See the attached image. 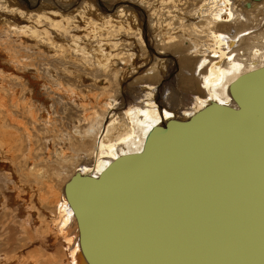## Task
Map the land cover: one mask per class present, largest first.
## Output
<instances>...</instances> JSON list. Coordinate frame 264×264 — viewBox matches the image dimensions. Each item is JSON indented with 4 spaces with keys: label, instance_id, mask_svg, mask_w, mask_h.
Listing matches in <instances>:
<instances>
[{
    "label": "water",
    "instance_id": "obj_1",
    "mask_svg": "<svg viewBox=\"0 0 264 264\" xmlns=\"http://www.w3.org/2000/svg\"><path fill=\"white\" fill-rule=\"evenodd\" d=\"M231 89L66 183L89 264H264V67Z\"/></svg>",
    "mask_w": 264,
    "mask_h": 264
},
{
    "label": "rangeland",
    "instance_id": "obj_2",
    "mask_svg": "<svg viewBox=\"0 0 264 264\" xmlns=\"http://www.w3.org/2000/svg\"><path fill=\"white\" fill-rule=\"evenodd\" d=\"M164 1L165 0L163 1L162 0H0V49H1L0 50V135H1L0 136V200L2 199L0 201V245H1L0 254L2 256V257L0 256L1 263H6L8 261L11 262L12 264V262L15 260L13 264L15 263L32 264L33 262H35V260L38 257H41V255L43 254L46 255L47 250L53 255H56L54 256V258L56 259H54L50 254V256L52 257L51 259L52 261L50 260L49 262H47L48 264H58L59 261H62L63 258L62 249L64 245L62 239L64 237V234H66V232H67V234L65 235L66 237L69 236L71 238L74 237L76 234L75 228L74 226L71 227L69 226L67 228V231L65 233H61V235L59 232L56 234V230L55 231L52 230L51 227L53 226V223L57 220L56 217L58 215L56 214L57 210L54 208L55 202L41 201L40 196L42 194V191L44 190L43 187L45 186V184L41 182L42 184L37 185L32 180H28L31 178H29L27 171L32 160L34 164L38 162L40 165V161L36 159L38 158L37 154L49 150V146H48L49 144L51 146L50 151L52 155L48 154L44 157L43 154H41L40 157H44V159L48 160L49 157L52 156L51 159H54V156L57 153L58 154L60 153L61 147L63 145V141H65L64 139L67 138L68 134L72 133L71 126H69V122L71 118L76 120L80 126L86 125L84 122L85 117L83 116H86L88 114V111L89 113H91L90 112L91 107H94L93 109L98 108L99 104L97 102V99L99 100L100 98L103 100V95L101 94L102 96L100 97L99 93L97 92V89L99 92L101 91L100 87L104 83V81L107 80V84L105 85L108 86L105 87L106 89L108 87L110 88V89L108 88V92H110V95L114 93V95L116 96L115 98L119 96L120 92L123 91L125 92V89L138 90L140 89L141 85H144L145 83H149V82H150L149 84L154 86L162 78L161 76H163L160 73H157L158 69H161V66L158 64L155 65L154 57H156L157 55L153 56L155 52H160V51L165 53L164 55L165 57L163 55L161 56V58L164 60L163 68L165 69L164 70L162 68L163 71L162 73H166L168 71L170 72V69L172 70L173 68L176 70V65L174 64V62L172 63L170 62L171 60L170 58L172 57H174L176 61L179 60L180 62L183 60V57L184 58L188 57L189 66L187 68H189L188 70H192L193 68L192 65L196 63V59H195L196 56L194 58L193 56L192 57L187 56L186 52H188L187 50L189 49V46H191V44H189L190 41L193 42L197 41L199 43L200 38L203 37H200L199 34H198L199 37L193 36L191 34L192 30L190 29L189 23L192 19L189 18L194 16V9H195L194 7H197L201 3V0H188V1L166 0L165 2ZM242 8H246V7L244 6ZM256 9L257 8L255 7L254 11L247 13L248 16L250 15L249 17H251V19L253 18L254 15L256 16L260 15ZM169 19L171 20L170 23L168 22ZM181 19H183L182 26L178 29H175V26L176 27L178 25L180 26L179 22ZM109 20L110 22H108ZM263 21L262 22L257 21L261 30H264V27H262L264 25ZM239 24L244 25V26H240V28L241 27L245 28L247 26H250V23L248 21L246 23H239ZM161 25L163 27L164 25L170 26L172 28L171 32L169 34H165L164 36L163 34L165 32L161 30L163 28V27L161 28ZM168 26H165L164 28ZM179 29L182 30V33H184L185 35L183 36L180 35L181 31ZM224 29L226 30L228 28L222 29L220 27V30H224ZM258 29L259 28H257L255 34L259 32L260 29L259 30ZM194 37L197 39H195ZM258 37L260 36H257L255 38L258 39ZM39 40L49 43V45L47 44L48 46L46 49L43 45L39 44L40 43ZM250 40L248 41L250 42ZM249 42L247 41L244 42L245 44L243 43V46L247 48ZM54 45H62L65 51L56 52L57 58L53 59L51 57V54H53L54 52L53 51ZM72 45L79 46L81 50H77V49L74 50V48H72L73 47ZM31 46L35 48H32ZM99 48L104 49L105 52H107L108 50L107 54L110 53L111 56L109 60V66H107L103 71L96 73V75L98 76L96 80L93 77V75H91L90 73L93 74V70H95L94 66H95L96 58L94 57V53L96 52L94 51V49H99ZM19 50L21 52H19ZM29 50L32 51L28 52ZM19 54L20 55L22 54L24 56L22 58L23 60L19 58ZM190 57L191 59H189ZM20 59L22 60V63L26 62L25 64L27 65L30 63L28 67H26V65L25 67L23 66L20 67L21 65L19 66L18 64V61H20ZM136 62L138 64L135 65ZM132 63L135 65L133 66V68L131 65ZM62 67H66V71ZM79 67H81V69ZM35 68L37 69L35 76L37 78L38 85L41 86L38 87V94L36 97L38 101H40L42 104L41 103L40 105L39 103L36 104L37 113L35 114L36 120L34 121V125H33L32 120L29 116L30 114L29 113L26 114L27 112L25 113L26 106H23V108L21 109L17 107L18 102L19 104H21V102L19 101V96H18L19 94L16 91L19 90V85L17 83L20 84V81L23 79V75L24 78L26 77L24 79L25 82H27V76L30 73H32ZM47 68L51 69L50 70L51 74H55L53 75L54 78L56 77L55 79L51 77L52 80H54V82L51 79H49L50 77L47 75ZM52 70H54V73ZM63 70L65 72H63ZM81 72L86 74L85 75L86 77L83 76L84 74ZM72 73L73 74L76 73L75 74L76 77L80 75L83 78H81V80L78 81L77 78L73 76ZM115 73L118 75H116ZM176 73L177 72L175 71L172 75L170 74L171 78ZM60 76L61 78H58ZM105 76L106 78L104 80ZM67 78H71V85L74 88L75 87L79 88L80 85L82 86L83 91L81 93H84V96H82L84 97V103L82 106L83 108L75 106L72 100L77 98L71 96L68 93L66 94L64 88L59 86V83L68 85L66 81ZM107 78H109V81ZM99 79L102 81L100 82ZM110 79H112V81ZM187 80L189 81V84L197 88V90L196 89L191 90L190 89L191 86L187 85V88H185V92H184L185 97H183L184 99L183 103L185 105H188L190 103L191 101L190 97L192 98L191 94L199 93L197 79L192 78ZM51 83H54L56 85ZM90 85L93 86L91 87ZM109 85L112 86L110 87ZM59 87H61L63 91L60 90ZM176 87L178 86L171 88L174 89ZM179 87L181 88V86ZM179 87L177 88V91L180 92ZM44 88L45 90H43ZM171 88H168V90ZM45 91L46 93H44ZM10 92L12 93L9 95ZM180 93L182 94L183 92ZM11 95L13 96L11 97ZM14 95L16 101L14 100ZM68 95L70 96L68 97ZM48 99L50 100V103ZM119 100L120 99L118 97L117 101ZM12 101L13 102L15 101V105L12 104L13 103ZM85 102H88L91 105V107L89 108L88 103L85 104ZM172 102L173 101H170L169 103ZM44 103L47 106L46 108H49L48 110L49 119L47 118L48 122L45 125L43 122H41V118H40L41 114H38L41 110L44 109L43 107ZM67 104H69V106ZM68 107H71L72 109ZM87 108H89V110ZM38 109H40V111H38ZM37 116H39V118ZM26 117L28 118L26 119ZM36 122L37 125L35 124ZM6 125H8L7 128H5ZM33 129H35L36 133ZM14 132H17L18 136ZM46 132L47 135L45 134ZM37 134L39 136H37ZM33 136L36 139L33 138ZM10 138L11 139L13 138L12 139L13 141H11ZM23 139L24 141L22 142ZM28 144L31 145L32 151L30 154L31 156L26 155L27 156L26 157L25 153ZM21 150L23 155L21 153ZM89 158L90 156H87V159ZM82 160L84 161L85 158L82 157ZM47 163L49 162L47 161ZM63 164L68 165L66 163ZM41 166L44 167L47 173L46 175L49 176L48 179L51 181V178H53L51 174L52 172L51 168L54 166L50 165L49 163L36 167H41ZM71 168L72 170L74 169L73 166ZM56 185H57V190H59V188H61V184L58 185L57 183ZM37 190H39V192ZM24 204L26 205L24 206ZM21 205L23 206V208H20L22 207ZM26 206L27 207L31 206V208L30 207L27 208ZM20 210L21 211L25 210V211L24 213L23 211L21 213ZM27 214L29 215V217H27L28 216ZM36 215L37 218H35ZM33 219L36 221L35 223L36 227L35 230L33 228V232H32V228L30 226V222L32 221L30 220ZM25 224H27L26 225L27 227L25 226ZM38 230L39 231L44 230L45 232L43 231L42 232L43 234L40 235ZM59 236H62L60 237L61 241H59L60 240ZM1 237L5 241H2ZM46 237L49 239H47ZM53 237H55V239ZM6 238L8 241H6ZM46 239L49 240L48 243L46 242ZM50 239L52 240V242H50L51 241ZM31 242L34 243V246L33 243ZM4 243L6 246L4 245ZM54 243L57 244L55 245ZM10 247L12 249H8ZM3 248H5L7 251H5V249L3 250ZM59 251H61L62 253L61 252L58 253ZM11 254L14 255V257ZM61 254L62 256H60ZM9 257L11 259L7 260V258ZM58 257H62L60 258L61 260ZM28 258H30V260ZM45 263L43 260H41L40 264H45Z\"/></svg>",
    "mask_w": 264,
    "mask_h": 264
},
{
    "label": "bare ground",
    "instance_id": "obj_3",
    "mask_svg": "<svg viewBox=\"0 0 264 264\" xmlns=\"http://www.w3.org/2000/svg\"><path fill=\"white\" fill-rule=\"evenodd\" d=\"M241 6L242 7L245 6L246 8H242ZM255 7L257 8L256 10L259 12L260 15H258V16L254 15L253 18L251 19V17H249L250 15L248 16L247 13L254 11ZM194 8H193L194 9V16L189 18V19H192L189 23L190 29L192 30L191 34L193 36H198V34H199V36L203 37V38H200V41L198 40L199 43L197 41H195V42L190 41L189 44H191V46H189V49L187 50L188 52H186V50H185V52L187 53V56H191V57L193 56V58L196 56L195 59H196L197 64L195 63L192 65V67H193L192 70H188L189 68H187L189 66L188 57H186V58L183 57V60L181 62L179 60L176 61L174 59V57H172V58H170L171 59L170 62L171 63L174 62V64L176 65V70L173 68L172 70L170 69V72L167 70L168 72L162 73L164 60L161 58V56L162 55L164 56L165 53L162 51L155 52V54L153 55V56L157 55L156 57H154L155 58V65L158 64L161 66V69H158L157 73H160L161 75H163V76H161L163 79L161 78L158 81V83H156L154 86L149 84L150 83L149 82V83H145L144 85H141L140 89H138V90H136V89H125V92L119 91L120 92V94L118 96L120 99L119 101H117L118 97L115 98L116 96L114 95V93L112 95H110V92H108L109 87L106 89L105 86H108V85H105V84H107V80H105V78H106V76H105L104 77V80H105L104 83L101 85V87L99 85L100 90H101L100 92L98 91V89L96 87L97 92L99 93V96L101 97L103 95V100L100 99L99 97H98L99 100L96 98L97 102L99 104L98 108L93 109L94 107H91V105L88 102H85V104L88 103L89 108L91 107V109H90L91 113H89V111H88V114L86 116H83V117H85L84 122L86 125L80 126L76 120L71 118L70 122H69V126H71V132L72 133L68 134L67 138L64 139L65 141H63V145L61 147L60 153L59 154L57 153L54 156V159H51L52 156H50L48 160L44 159V157L46 155H48V154L52 155V153L50 151L51 146L49 144L48 145L49 150H47V148H46V150H47L46 152L37 154L38 158H36V159H38L40 161V165H45V164L50 163V165L54 166L51 168L52 169L51 174L53 176V178H51V181L48 179L49 176L46 175L47 173H46L44 167L43 166L36 167V166H40L39 163L37 162L36 164H34L33 160L31 161V164H30L28 171H27V174L29 175V178H31V179H28V180H32L37 185L42 184V183L45 184V186L43 187L44 190L42 191V194L40 196V199L42 202H45V201L55 202L54 208L57 210L56 214H58V215L56 217L57 220L53 223V226L51 227L52 230H54V231L56 230V234L59 232L61 235V233H65L67 231V228L69 226L70 227L74 226L75 231H76V234H75L76 237L75 236H74L75 238L72 237L74 239H72L70 236L66 237L65 235L67 234V232H66V234H64V237L62 239V242L64 243L63 249H62L63 253L61 251L58 252V253L61 252L63 254V256H62V254L60 255L63 258L58 257L59 259L62 258V261H59L58 264H89V262L84 257L82 250H81V247H80V238H79L78 222H77V218H76L75 207L71 202L70 195L67 196L65 194V185L74 175L79 173L80 175H83V176L88 175V176H92V177L97 178L100 176V174H102V172L106 168L111 166V164L115 160L119 159L121 156L141 153L143 150V147L145 145L146 138H147L148 134L156 126H163L168 120H171V119H188V118L198 114L199 112H201L206 106H208L211 103H217V104L224 105V106L236 107V105L233 103L234 99L232 98V96L230 94V92L232 90L231 89L232 84L234 82H236L237 80H239L240 76H242L246 73L248 74V73L253 72L255 70H259L260 68L264 67V30H261L260 26L258 25V22H262L264 20V0H259V1H254V0H201V3L197 7H194ZM192 13H190V14H192ZM161 14H162V12H161ZM162 20H163V18H162ZM170 21L171 20L169 19L168 22L170 23ZM178 21H179V19H178ZM182 21H183V19H181L179 22L180 26L179 25L177 27L175 26V29H178L182 26ZM247 21L250 23V26H247L245 28H243V27L240 28V26H244V25L239 24V23H246ZM108 22H110V20ZM184 23H185V21H184ZM166 24H168V23H166ZM165 26H168V25H164V27ZM185 26H187V25H185ZM162 27L163 26L161 25V28ZM164 27L161 30H163L165 32L163 34L165 36V34H169L171 32L172 28L170 26H168L166 28H164ZM183 27H184V25H183ZM220 27L222 29L223 28H228V29L220 30ZM262 27H264V25ZM257 28H259L260 30L258 29L259 32L255 34V32L257 31ZM180 31H181V34L179 33L180 35H182V36L185 35L184 33H182V30H180ZM163 35H161V36H163ZM169 36H171V35H169ZM257 36H260V37H258V39H257V38H255ZM174 38H176V37H174ZM195 39H197V38H195ZM247 39L250 40V42ZM245 40L247 42H249L247 45V48H245L243 46V43L246 42ZM39 42H40L39 44L43 45L45 47V49L49 45V43H46L42 40L41 41L39 40ZM140 42H142V41H140ZM72 46H73L72 48H74V50L75 49L81 50L79 46H75V45H72ZM32 48H35V47H32ZM81 48H83V47H81ZM53 49H54L53 50L54 52H53V54H51V57L53 59L57 58L56 52L65 51V49L62 47V45H54ZM31 51L32 50H29L28 52H31ZM94 51L96 52V53H94V57L96 58L95 66H94L95 70L91 69V70H93V74L92 73H90V74L93 75V77L97 80L98 76L96 75V73L103 71L107 66H109V60H110L111 54L110 53L107 54L108 50H107V52H105L104 49H101V48L94 49ZM19 52H21V51L19 50ZM17 54H18V52H17ZM62 54H64V53H62ZM21 55L19 54V58L22 59L24 56L23 55L21 56ZM191 57L189 59H191ZM21 59H20V61H18L19 66L21 65L20 67H22V66L25 67V65H26V67H28V65L30 63L28 65L25 64L26 62L22 63L23 59L22 60ZM133 63L131 64L132 68H133V66L138 64L137 62L135 63V65ZM36 65H35V67H36ZM168 65H169V63H168ZM30 66H32V65H30ZM53 66H54V64H53ZM53 66H52V68H53ZM61 66H63V65H61ZM57 67H59V66H57ZM62 68L66 71V67H62ZM79 68L81 69V67H79ZM60 69H61V67H60ZM77 69H78V67H77ZM50 70L51 69L47 68V75L50 77L49 79H51V80H52V78L55 79L56 77L55 78L53 77V75H55V74H51ZM64 70H63V72H65ZM87 70H84V71H87ZM174 70L177 73L171 78V75L175 72ZM52 71L54 73V70H52ZM125 71H126V69H125ZM36 72H37V69L35 68L34 71L32 72L34 74L30 73L27 76V82H25V80H24L26 77L24 78V75L22 74L23 79L20 81V84L17 83L19 85V90L18 91H16L17 89L15 90L19 94L18 95L19 101L21 102V104H19V102H18V105L16 104L17 107H19L21 109V108H23V106H26L25 113L27 112L26 114H28V113L30 114L29 116L32 120L33 125H34V121L36 120V116H35V114L37 113L36 112L37 111L36 110L37 109L36 104L39 103V105H40V103H41L40 101H38V99L36 97L38 94V87H41L38 85V81H37V78L35 76ZM61 72H62V70H61ZM73 72H75V71H73ZM77 72H79V71H77ZM81 73H83V72H81ZM75 74H73V76H75ZM85 75L86 74H84L83 76H85ZM112 75H114V74H112ZM116 75H118V74H116ZM15 77H17V76H15ZM64 77H65V75H64ZM58 78H61V76ZM76 78L79 81L83 77L78 75V77H76ZM192 78H195L198 81L197 85H198L199 93H197V94H195V93L191 94L190 93L192 96V98L190 97L191 101L188 105H185L183 103L184 102L183 97H185L184 92H185V88H187V85L188 86L190 85L189 81L187 79H192ZM107 79L109 81V78H107ZM110 80L112 81V79H110ZM113 80H114V78H113ZM52 81L54 82V80H52ZM66 81H67L68 85L59 83V86L64 88V91L66 94L68 93L71 96L77 98V99L72 100L75 106L82 107L83 103H84V97H82V96H84V93H81L83 91L82 86L80 85L79 88L78 87L74 88L71 85V78H67ZM101 81L102 80H100V82ZM49 82H50V80H49ZM51 84H54V83H51ZM3 85H5V84H3ZM54 85H56V84H54ZM175 86H178V87L181 86V88L179 87V90H180V92H183V93L181 94L179 91H177L178 87H176L174 89L171 88V87H175ZM61 87H59L60 90H62ZM168 88H171V89L168 90ZM88 89H89V87H88ZM190 89L191 90H193V89L197 90V88H195L194 86H191ZM252 89H253V92H255V93L259 92V89L255 88V87H251V88L249 87V89H248L249 93L252 92ZM43 90H45V88ZM187 90H189V89H187ZM56 91H57V89H56ZM94 91H96V90H94ZM88 92H90V91H88ZM11 93L12 92H10L9 95ZM44 93H46V91ZM98 93H96V94H98ZM15 95H16V93H15ZM15 95H14V100H15ZM70 95H68V97ZM12 96L13 95H11V97ZM89 97H91V96H89ZM164 97H166V98H164ZM59 98H60V96H59ZM70 98H72V97H70ZM16 99H17V97H16ZM86 99H87V97H86ZM15 101L14 102L12 101L13 102L12 104L15 105ZM170 101H173V102L169 103ZM49 103H50V100H49ZM65 104H66V102H65ZM67 105L69 106V104H67ZM43 107H44V109L41 111H40V109H38V111H40L38 114H41L40 115L41 122H43L45 125L48 122L47 118L49 119V112H48L49 108H46L47 106L45 103L43 104ZM96 107H97V105H96ZM68 108H71V107H68ZM89 108H87V109L89 110ZM22 114H23V112H22ZM37 117L39 118V116H37ZM27 118L28 117H26V119ZM224 118L227 120L228 117H224ZM78 121H79V119H78ZM20 124H23V123H20ZM35 124L37 125V122ZM7 127H8V125H6L5 128H7ZM15 127H17V126H15ZM25 128H26V126H25ZM33 130L35 131V129H33ZM69 130H70V128H69ZM14 133L17 134V132H14ZM35 133H36V131H35ZM69 133H70V131H69ZM31 134H32V132H31ZM45 134L47 135V132ZM34 135H36V134H34ZM17 136H18V134H17ZM37 136H39V135L37 134ZM63 137H65V136H63ZM22 138H24V137H22ZM33 138H35V137L33 136ZM239 138H242L241 140H243L244 136H239ZM12 139L10 138L11 141H13ZM23 141H24V139L22 140V142ZM32 141H34V140H32ZM31 144H33V143H31ZM31 151H32L31 145L28 144L25 156L26 155L29 156L31 154ZM23 152H25V151H23ZM21 153H22V150H21ZM41 154H43L44 157H40ZM22 155H23V153H22ZM87 156H90V158L87 159ZM26 157H24V158H26ZM82 157L85 158L84 161L82 160ZM26 160H24V161H26ZM47 161L49 163H47ZM63 163H66L68 165H64ZM72 166L74 167L73 170L71 168ZM57 183H58V185L61 184V188H59L60 191L57 190V185H56ZM37 191L39 192V190H37ZM76 204L78 205L79 201ZM25 205L26 204H24V206ZM1 206H3V205H1ZM28 207L31 208V206H28ZM20 208H23V206ZM32 208H34V207H32ZM22 211H21V213H22ZM24 211H23V213H24ZM35 214H38V213H35ZM22 215H24V214H22ZM27 217H29V215ZM35 218H37V215ZM34 219L30 220L33 222V223L30 222L32 232H33V228L35 230V227H36L35 226L36 221ZM20 223H21V221H20ZM26 225L27 224H25V226ZM36 230H37V228H36ZM43 231L42 230L39 231L40 235L43 234L42 233ZM60 237H62V236H59V239H60ZM53 238L55 239V237H53ZM47 239H49V238H47ZM47 239H46V242L48 243L49 240H47ZM2 241H5V240H3V238H2ZM6 241H8L7 238H6ZM27 241H29V240H27ZM59 241H61V239ZM33 242H31V243H33ZM50 242H52V240ZM5 243H4V245H5ZM54 244L56 245L57 243H54ZM52 245H53V243H52ZM23 246H25V245H23ZM33 246H34V243H33ZM4 249L5 248H3V250ZM8 249H12V248L10 247ZM5 251H7V250L5 249ZM39 251H41V250H39ZM16 253H17V251H16ZM50 254L53 258H54V256H56L47 250L46 255L45 254L41 255V253H40L41 257H38L35 260V262H33L32 264H40L41 260H43L44 263H45V261H46V263L49 262L52 259ZM0 256H1V254H0ZM12 256L14 257V255H12ZM57 256H59V255H57ZM31 258H33V257H31ZM10 259H11L10 257L7 258V260H10ZM28 259L30 260V258H28ZM54 259H56V258H54ZM13 262H12V264H13ZM0 264H11V262L7 261L6 263H1V261H0Z\"/></svg>",
    "mask_w": 264,
    "mask_h": 264
}]
</instances>
